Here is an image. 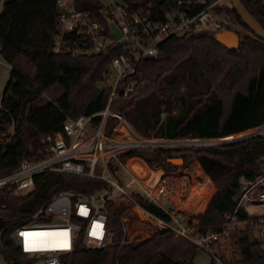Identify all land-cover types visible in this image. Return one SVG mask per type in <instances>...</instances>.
I'll list each match as a JSON object with an SVG mask.
<instances>
[{
    "label": "trees",
    "instance_id": "16d2710c",
    "mask_svg": "<svg viewBox=\"0 0 264 264\" xmlns=\"http://www.w3.org/2000/svg\"><path fill=\"white\" fill-rule=\"evenodd\" d=\"M120 1L131 10L149 9L153 19L161 21L175 6L173 0ZM241 2L264 28V0ZM73 6L105 23L102 10L107 7L100 0H73ZM227 11L246 32L239 36L236 48L220 46L213 34L172 35L159 44L155 55L136 62L134 73L124 83H132V91L114 100L113 107L139 135L211 140L264 124V40L245 26L234 9ZM57 27L56 0H2L0 57L11 69L0 97V138L10 127L12 134L7 142L0 141V176L16 169L21 159L43 153V137L60 131L67 118L90 115L106 105L108 90L99 89L97 84L110 57L120 49L93 55L54 52L52 39ZM20 58L34 68L32 77L22 71L21 61L17 65ZM52 90L53 97L46 99L44 95ZM115 123V118L109 117L106 130ZM119 156H138L150 166L167 170L195 160L215 187L213 194L212 190L197 192L196 196L204 195L202 199L193 196L185 205L197 213L207 203L205 210L194 216L204 232L219 229L222 214L233 209L231 196L238 178H252L264 169V132L231 143L154 146ZM173 157L182 158L183 165L169 164L168 158ZM34 183V189L24 195L0 188V252L12 259L11 264L33 261L17 260L20 253L9 238L16 224L61 191L92 193L107 185L100 179L55 171L35 175ZM136 202L155 217L166 218L155 204L139 197ZM106 208L111 242L102 248H84L77 242L73 250L59 254L62 264H192L188 254L193 244L170 232H154L150 237L121 243V216L126 207L121 202H108ZM232 240L240 248L239 257L224 258L228 264H264V251L250 244L247 236Z\"/></svg>",
    "mask_w": 264,
    "mask_h": 264
},
{
    "label": "built area",
    "instance_id": "2783aa9c",
    "mask_svg": "<svg viewBox=\"0 0 264 264\" xmlns=\"http://www.w3.org/2000/svg\"><path fill=\"white\" fill-rule=\"evenodd\" d=\"M175 6L167 11L164 21L154 20L149 9L131 10L114 0L103 9L101 23L89 12L77 10L73 0H56L58 27L53 34L52 49L57 53L93 55L119 48L112 55L98 82L99 89L108 90L105 107L93 114H80L67 118L62 129L43 137V153L35 158H23L16 169L0 176V188L8 187L14 194L24 195L34 187V176L44 171L64 172L106 182V187L92 193L61 191L37 208L9 233L12 244L20 255L17 260L29 264H62L60 253L70 252L76 243L84 248H102L111 242L107 228L108 202H121L126 211L121 216L122 231L127 238L130 208L135 205L153 223L154 232H170L191 242L195 249L205 251L210 264H228L220 253L224 242L247 236L264 251V169L252 178H238L236 191L231 196L233 209L222 214L219 229L200 231L199 222L181 206L186 204L192 182L184 176L179 191L175 190L176 169L148 165L138 156L121 158L119 155L138 148L154 146L175 147L179 140L142 137L113 107V101L132 91V83L125 80L135 71L136 62L158 51L159 44L172 35L199 33L215 34L231 29L230 0H173ZM199 7V8H198ZM110 23L120 32L115 38ZM232 30V29H231ZM99 117L98 122L94 121ZM113 117L116 123L106 130V122ZM222 139V140H221ZM233 138L197 141L200 145L231 142ZM133 159L132 163L129 160ZM121 171L126 178L120 183L115 172ZM202 191H208L207 182L198 181ZM139 197L155 204L166 216L155 217L138 205ZM207 204V203H206ZM206 208V205H205ZM81 209L86 210L84 214ZM103 225V238L92 235L95 225ZM96 231H101L96 229ZM23 233H54L57 235L29 236L25 250ZM67 233V236L63 235ZM67 241L68 246L63 244ZM238 251L240 248L235 245ZM12 259L0 252V264H11Z\"/></svg>",
    "mask_w": 264,
    "mask_h": 264
},
{
    "label": "rangeland",
    "instance_id": "374dc122",
    "mask_svg": "<svg viewBox=\"0 0 264 264\" xmlns=\"http://www.w3.org/2000/svg\"><path fill=\"white\" fill-rule=\"evenodd\" d=\"M100 1L107 7L114 0H100ZM230 21H231V24H230L231 29L236 31L239 34L240 38L246 34V32L241 27H239L237 25V23H235L231 17H230ZM19 61H21L20 62L21 67L20 66L19 67L22 69V71H24L28 76L32 77L34 74V68L29 66L28 64H26L25 60L21 59V58L17 61V65H19V63H18ZM10 69H11V65L6 63L5 61H3L0 58V97H1L2 91L4 89V85L7 81L8 76H9ZM53 91L54 90L49 91L46 95H44V97L46 99L52 98L53 97L52 94H54ZM256 129L257 128L249 130V131H245L242 133L234 134L232 136H229V137H226L223 139H228V138L240 139L241 137L248 135L249 133L253 132ZM260 133L263 134V132H260ZM11 134H12V128L10 127L7 132H5L1 135L0 141L1 142H7L10 139ZM149 137H152V136H149ZM155 139L159 140V139H163V138H155ZM246 139H249V138H246ZM246 139H242L239 141H243ZM228 143H230V142H228ZM222 144H224V143H222ZM195 145H200V144L197 143L196 141L192 142V143L186 142L183 144H177L175 146V148L192 147ZM162 147H169V146L164 145ZM176 171L178 172L174 178L175 179L174 180V183H175L174 186H175L176 191H179L180 184L183 183L182 181L185 179L184 176H186L189 179V181H191L193 183L192 187L190 188L191 190H190V194H189L191 199L193 196H196L197 192L201 193V191H202L201 190L202 188L200 187L197 180L207 182L209 185L208 190H212V194L215 192V187H214L212 181L205 175L204 171L202 170V168L198 165V163L195 160L190 161L185 167H179L178 169H176ZM115 175L118 178L120 183H124L126 181V178L122 175L121 171L115 172ZM199 194L196 196V197L199 196L198 198L195 197L196 200H198V201H200L202 199V197L204 196V195H201V194L199 195ZM212 194H211V196H212ZM210 197H209V199H210ZM204 210L205 209H203V211ZM203 211H201L199 213H202ZM143 213L144 212L141 211L140 209H138L135 205H132V207L130 208L129 215L128 214L126 215V217H130V219H129L130 222L127 223V235L129 237V238H127L128 240L147 238V237L152 236V234L154 233V231H153L154 226H153L152 221L149 220L147 217H144ZM173 236L176 237L177 239L184 240V239H181V237H178L175 235H173ZM123 237H124V234H123ZM184 241H186V240H184ZM186 242H189V241H186ZM192 246H193V248H192L191 252L188 254V258L191 261V263L192 264H210L209 255L203 250L201 251V250L195 249L194 245H192ZM222 249L223 250L220 253L222 254V256H224L225 259H227L229 261L239 257L237 254L238 251H237L236 246L233 245L232 242L230 244V240L223 243Z\"/></svg>",
    "mask_w": 264,
    "mask_h": 264
},
{
    "label": "water",
    "instance_id": "95a60500",
    "mask_svg": "<svg viewBox=\"0 0 264 264\" xmlns=\"http://www.w3.org/2000/svg\"><path fill=\"white\" fill-rule=\"evenodd\" d=\"M231 3V9H234L242 22L247 26V28L256 34L259 38L264 40V28L260 25V23L248 12V10L244 7L241 0H230ZM105 21H108V17H104ZM110 27L112 30V33L115 38L120 37V32L118 28L113 24L110 23ZM215 41L224 48H236L239 42V35L236 31L227 29L224 31L216 32L214 34ZM260 132H264V124L260 127H258L253 132L249 133L246 136L241 137L240 139H232L231 142H237L242 139L251 138L253 136H256L260 134ZM197 142L200 140H179L178 142L186 143V142ZM230 142V141H228ZM230 142V143H231ZM180 162V163H179ZM168 163L174 166H182L183 165V159L180 157H173L168 158ZM179 163V164H178ZM250 244H255V241L250 238L249 239Z\"/></svg>",
    "mask_w": 264,
    "mask_h": 264
},
{
    "label": "snow or ice",
    "instance_id": "6c2138e0",
    "mask_svg": "<svg viewBox=\"0 0 264 264\" xmlns=\"http://www.w3.org/2000/svg\"><path fill=\"white\" fill-rule=\"evenodd\" d=\"M86 212V210L84 209H81V213L84 214ZM96 229H100L101 231H96ZM103 225L102 224H97L95 225L94 229H93V232H92V235L94 236H97V238H103ZM22 235L25 236V250L26 251H29V250H36V245L35 243L33 244V247H29V241H28V237L29 236H48V235H57V234H54V233H23ZM63 235L67 236V233H64ZM64 247H67L68 244H67V241L65 240L64 244H63Z\"/></svg>",
    "mask_w": 264,
    "mask_h": 264
},
{
    "label": "bare ground",
    "instance_id": "6f19581e",
    "mask_svg": "<svg viewBox=\"0 0 264 264\" xmlns=\"http://www.w3.org/2000/svg\"><path fill=\"white\" fill-rule=\"evenodd\" d=\"M132 160H133V159L129 160V163H132V162H133ZM188 198H189V197H188ZM187 203H188V202H187ZM187 203H186V204H187ZM186 204H185V205H186ZM185 205H184V204H181V206L184 207V208H185Z\"/></svg>",
    "mask_w": 264,
    "mask_h": 264
},
{
    "label": "crops",
    "instance_id": "0c3cea01",
    "mask_svg": "<svg viewBox=\"0 0 264 264\" xmlns=\"http://www.w3.org/2000/svg\"><path fill=\"white\" fill-rule=\"evenodd\" d=\"M1 4H2V0H0V8H1ZM1 58V57H0ZM189 198H190V195H189ZM189 198H188V201L189 202ZM194 199V198H193ZM208 202V201H207ZM192 205V204H191ZM205 209V208H204Z\"/></svg>",
    "mask_w": 264,
    "mask_h": 264
}]
</instances>
